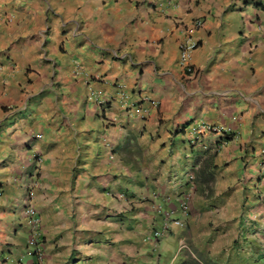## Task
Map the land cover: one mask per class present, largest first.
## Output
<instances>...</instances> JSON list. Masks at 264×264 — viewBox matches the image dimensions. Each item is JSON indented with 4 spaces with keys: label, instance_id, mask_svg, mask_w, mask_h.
<instances>
[{
    "label": "crops",
    "instance_id": "1",
    "mask_svg": "<svg viewBox=\"0 0 264 264\" xmlns=\"http://www.w3.org/2000/svg\"><path fill=\"white\" fill-rule=\"evenodd\" d=\"M163 1L0 0V264L32 260L23 213L34 153L47 264H173L181 227L144 237L154 203L170 207L189 187L212 188L189 202L188 223L210 226L195 248L220 264H261L264 0ZM189 37L194 72L179 61ZM92 91L114 101L103 109ZM200 121L236 135L217 149L220 135L191 132ZM188 141L197 145L183 154Z\"/></svg>",
    "mask_w": 264,
    "mask_h": 264
},
{
    "label": "built area",
    "instance_id": "2",
    "mask_svg": "<svg viewBox=\"0 0 264 264\" xmlns=\"http://www.w3.org/2000/svg\"><path fill=\"white\" fill-rule=\"evenodd\" d=\"M169 3H172V0H167ZM166 0H164L161 3V6H165ZM204 24V21L202 19H196L193 22L192 28L197 29L201 27ZM262 39H264V24L261 23L259 26ZM190 30L187 28L185 29V32H189ZM262 41V40H261ZM197 42L193 40L191 37L184 39L180 42L179 48H180V63L183 67L187 69L188 72H194V67L190 63V59L192 57L193 51L197 48ZM117 89L119 93L121 94V100H122V106H125L126 103L124 102V95L122 93L124 87L122 84L117 85ZM91 99H94L98 106L105 109L108 105H110L114 101V97L105 91H92L90 96ZM135 108L138 112H141V107L135 105ZM194 135H196V140L199 141L198 137L200 134H204L206 132H212L213 134H218L221 137L216 142L217 149L223 145H226L231 138L236 135L233 128L231 126H220L215 125L212 126L205 121H200L198 125L193 127L191 131ZM39 136V135H38ZM194 146L197 145L195 141L191 142ZM262 154L264 155V149L262 150ZM112 157V156H111ZM113 158V157H112ZM33 160L37 163L38 167L40 166V163L42 162V158L40 155H37L36 153L33 155ZM37 167V171H38ZM194 178L193 173H188V179L189 181H192ZM36 181H29L24 184V187L27 191L28 195V204L24 209L23 213V220L25 223V226L27 228L26 230V244L28 248V253L32 256V261L30 264H46V258H47V248L45 245V242L43 240V233H42V227H41V216L39 213L38 208L35 204V196H36ZM2 195V192L0 191V196ZM190 199V194L186 193L183 194L179 199V207L186 213L188 209V202ZM156 211L161 217L163 218V222L158 224L157 229L154 232L155 238H161L168 234L170 225H171V219L172 215L171 212L164 209L162 205L156 206ZM176 224L182 225L180 220H175ZM147 240V239H146Z\"/></svg>",
    "mask_w": 264,
    "mask_h": 264
},
{
    "label": "rangeland",
    "instance_id": "3",
    "mask_svg": "<svg viewBox=\"0 0 264 264\" xmlns=\"http://www.w3.org/2000/svg\"><path fill=\"white\" fill-rule=\"evenodd\" d=\"M184 147V146H183ZM182 147V148H183ZM187 147V146H186ZM188 148V147H187ZM198 151L199 150H197L196 152L198 153ZM187 154V153H190V154H192L193 153V151H190V150H186L185 151V147H184V149H183V154ZM201 159V158H200ZM198 160V159H197ZM197 163H198V161H196ZM204 161H202L201 163H203ZM185 171H186V166L183 168V170L181 171V173L184 175L185 174ZM186 175V174H185ZM194 179H195V177H194ZM190 192L191 194H192V197L191 198H194V195L196 196L197 195V197L199 196V197H201V196H211L212 195V188L211 187H209V189L207 190V191H205V192H207V194L205 193V192H202V193H193V191H192V189L191 188H188L185 192ZM154 195H155V193H154ZM153 195V196H154ZM141 200L142 199H144V197H141L140 198ZM172 206H173V208H174V210L175 211H177V208H176V206L174 205V204H172ZM192 209H193V211L194 212H196V213H198V208H197V210L195 209V208H193L192 207ZM190 213H191V209H190V211H188V214H187V219L186 220H184V223H183V226H181V228L185 231V234H186V241L183 243V245L185 246V252L184 253H186V252H190V250H191V248H195V245H194V243H193V241H192V239H193V236L194 237H199L200 235H205L206 234V230L208 229V228H210V226H208V225H206L205 223H203V222H198V223H200V224H192V225H190L189 223H188V219L190 218ZM187 221V222H186ZM205 224V225H204ZM199 235H198V234ZM198 249V248H197ZM173 254V253H172ZM207 254V253H206ZM208 255V254H207ZM183 259V255L182 254H178V256H177V258H175V260L173 261V264H180L181 263V260ZM244 262H246L247 264H254V262H257V260L258 259H255V258H252V257H244V258H241ZM224 261H226L225 259H223ZM238 261V260H237ZM254 261V262H253ZM259 262H261V263H264V257H261L260 258V261ZM219 263V262H218ZM239 263H242V262H238V264ZM222 264H226V262H222Z\"/></svg>",
    "mask_w": 264,
    "mask_h": 264
},
{
    "label": "clouds",
    "instance_id": "4",
    "mask_svg": "<svg viewBox=\"0 0 264 264\" xmlns=\"http://www.w3.org/2000/svg\"><path fill=\"white\" fill-rule=\"evenodd\" d=\"M197 42V41H196ZM197 45H198V42H197ZM198 47V46H197ZM112 104V103H111ZM110 104V105H111ZM109 106V105H108ZM107 106V107H108ZM106 108V107H105ZM188 143H191V142H189L188 141ZM195 148V146L191 143L190 145H189V147L186 149V150H190V151H193V149ZM35 154V153H34ZM37 154V153H36ZM187 154H190V153H187ZM37 155H40V154H37ZM41 156V155H40ZM113 157V155H110V159L111 160H114V157ZM42 158V157H41ZM36 163V162H35ZM42 163V162H41ZM40 163V164H41ZM40 167V166H39ZM39 167H38V171H39ZM34 170H36V172H35V179H33L32 181H36L37 182V186H36V189H37V187H38V185H39V182H38V180H37V178H36V175L38 174V171H37V168H35ZM191 173H193V175H194V172L193 171H190ZM190 172H188V173H190ZM188 173H186V179H187V182L188 183H193L194 182V178L192 179V181H189V179H188ZM194 177H195V175H194ZM189 188H191V187H189ZM2 192V191H1ZM190 194V199H189V202H190V200H191V197H192V194L190 193V192H182L181 194H179V195H177L176 196V199L174 200V201H171V205L172 204H174L175 206H176V208H177V210H180V211H182V213H183V217L180 219V218H178V217H176L174 214H175V210H174V208H173V206H170V207H167V206H165V204L164 203H161L160 202V200L159 201H157V202H155L154 203V211H155V213H154V219H153V231H152V233L149 235V236H145L144 237V241H146V242H148V241H159V240H161V239H164V238H166V237H168L169 235H170V233H171V229H172V225H177V226H179V227H181V226H183V223H184V220L185 219H187V214H188V211H189V202H188V209H187V212L185 213L180 207H179V202H178V199L183 195V194ZM110 194V193H109ZM2 196V195H1ZM0 196V197H1ZM125 195L124 194H121V198H123ZM154 197L155 198H157L158 197V194L157 193H155V195L153 196V200H154ZM157 205H162L163 207H164V209L165 210H167V211H169V212H171V215H172V219H171V225H170V229H169V232H168V234L166 235V236H164V237H161V238H155L154 237V232H155V230L157 229V226H158V224H160L161 222H163V218L161 217V215H159L158 213H157V211H156V206ZM168 208V209H167ZM175 220H180L181 221V223H182V225H179V224H176L175 223ZM42 233H43V231H42ZM43 236V235H42ZM147 239V240H146ZM43 240H44V238H43ZM45 242V241H44ZM46 245V244H45ZM26 250H27V253H28V248H27V244H26ZM180 251H184L185 252V246L184 245H182V247H181V250ZM29 254V253H28ZM185 254V253H184ZM30 255V254H29ZM31 256V255H30ZM184 256V255H183ZM32 257V256H31ZM32 261V260H31ZM215 261V260H214ZM46 262H47V258H46ZM30 264V263H29ZM47 264V263H46Z\"/></svg>",
    "mask_w": 264,
    "mask_h": 264
},
{
    "label": "trees",
    "instance_id": "5",
    "mask_svg": "<svg viewBox=\"0 0 264 264\" xmlns=\"http://www.w3.org/2000/svg\"><path fill=\"white\" fill-rule=\"evenodd\" d=\"M180 264H220V263L214 261L206 253L193 247L191 248L190 252L188 251L184 254Z\"/></svg>",
    "mask_w": 264,
    "mask_h": 264
}]
</instances>
